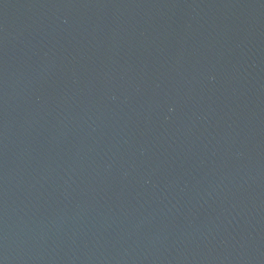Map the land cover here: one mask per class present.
<instances>
[{
    "label": "water",
    "instance_id": "1",
    "mask_svg": "<svg viewBox=\"0 0 264 264\" xmlns=\"http://www.w3.org/2000/svg\"><path fill=\"white\" fill-rule=\"evenodd\" d=\"M0 264H264V0H0Z\"/></svg>",
    "mask_w": 264,
    "mask_h": 264
}]
</instances>
